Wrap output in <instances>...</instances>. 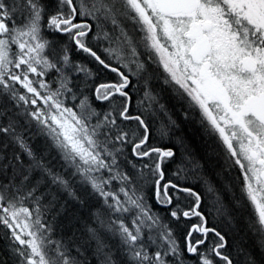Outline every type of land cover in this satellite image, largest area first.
<instances>
[{"label":"snow or ice","instance_id":"obj_1","mask_svg":"<svg viewBox=\"0 0 264 264\" xmlns=\"http://www.w3.org/2000/svg\"><path fill=\"white\" fill-rule=\"evenodd\" d=\"M0 264H264V0H0Z\"/></svg>","mask_w":264,"mask_h":264}]
</instances>
